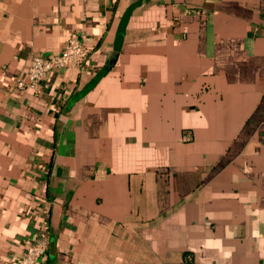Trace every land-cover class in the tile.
I'll list each match as a JSON object with an SVG mask.
<instances>
[{
    "label": "crops",
    "instance_id": "crops-1",
    "mask_svg": "<svg viewBox=\"0 0 264 264\" xmlns=\"http://www.w3.org/2000/svg\"><path fill=\"white\" fill-rule=\"evenodd\" d=\"M45 221L40 264H264V0H0V264Z\"/></svg>",
    "mask_w": 264,
    "mask_h": 264
},
{
    "label": "built area",
    "instance_id": "built-area-1",
    "mask_svg": "<svg viewBox=\"0 0 264 264\" xmlns=\"http://www.w3.org/2000/svg\"><path fill=\"white\" fill-rule=\"evenodd\" d=\"M88 54L89 50L77 38L69 37L57 54L48 56L31 55L28 60L26 76L24 79H19L15 87L37 91L49 72L61 69L79 70L85 64ZM47 249L48 222L45 221L41 225V232L38 238L12 264H40L46 256Z\"/></svg>",
    "mask_w": 264,
    "mask_h": 264
}]
</instances>
